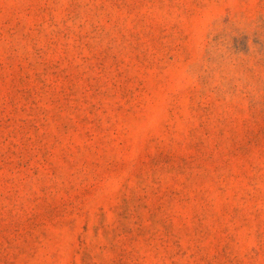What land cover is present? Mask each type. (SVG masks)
I'll return each mask as SVG.
<instances>
[{
  "label": "rangeland",
  "instance_id": "obj_1",
  "mask_svg": "<svg viewBox=\"0 0 264 264\" xmlns=\"http://www.w3.org/2000/svg\"><path fill=\"white\" fill-rule=\"evenodd\" d=\"M0 264H264V0H0Z\"/></svg>",
  "mask_w": 264,
  "mask_h": 264
}]
</instances>
